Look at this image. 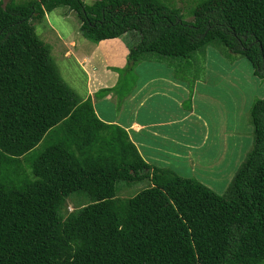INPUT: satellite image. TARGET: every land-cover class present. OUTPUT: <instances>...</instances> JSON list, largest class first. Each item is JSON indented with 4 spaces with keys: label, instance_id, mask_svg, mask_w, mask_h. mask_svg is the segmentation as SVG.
Masks as SVG:
<instances>
[{
    "label": "trees",
    "instance_id": "obj_1",
    "mask_svg": "<svg viewBox=\"0 0 264 264\" xmlns=\"http://www.w3.org/2000/svg\"><path fill=\"white\" fill-rule=\"evenodd\" d=\"M58 7L76 13L93 44L122 38L128 49L116 84L96 99L119 93L121 102L142 62L183 80L181 60L209 45L264 79V0H198L190 21L162 0H0V264H264V98L249 111L252 148L218 195L148 164L67 86L31 24ZM145 180L116 196L117 183ZM77 193L89 203L68 211Z\"/></svg>",
    "mask_w": 264,
    "mask_h": 264
},
{
    "label": "rangeland",
    "instance_id": "obj_2",
    "mask_svg": "<svg viewBox=\"0 0 264 264\" xmlns=\"http://www.w3.org/2000/svg\"><path fill=\"white\" fill-rule=\"evenodd\" d=\"M81 1L91 4L94 0ZM162 1L170 7H179L187 17V13L198 0L183 2L175 0L176 4L173 0ZM185 20L191 19L187 17ZM31 24L37 36L49 45L61 78L80 99H83L88 92L86 83L88 76L93 75L95 86H99L96 84L97 80L101 79L98 74L99 68H110L111 62L116 60L109 55L103 61L102 56L96 53L103 62L101 59L93 61L87 58L84 63L81 60L78 65V58L82 54L89 55L92 42L80 32V21L76 13L66 7H58L46 13L43 18L32 20ZM120 40L124 43L122 38ZM88 60L96 63V66H99L98 70L94 71V66L91 63L88 65ZM181 62L180 67H184V70L179 76L183 80L176 78L177 80L189 84L194 77L202 76L200 82H206V158H202V161H206V176L203 178L206 179L205 186L218 195H224L237 169L252 148L253 136L249 111L256 100L264 98V79L253 75L252 67L245 58L230 53L221 45H209ZM91 70L94 74L90 73ZM110 70L118 76L114 69L110 68ZM126 74L123 73V76ZM131 79H138L135 70L128 72V80ZM132 85L131 82L127 84L125 82L126 89ZM115 96L118 99L119 93ZM41 148L42 145H38L35 153ZM147 186L146 180L128 186L130 188H127L125 183H117L116 196L126 199ZM88 203L85 194H73L67 199L68 211L77 210Z\"/></svg>",
    "mask_w": 264,
    "mask_h": 264
},
{
    "label": "crops",
    "instance_id": "obj_3",
    "mask_svg": "<svg viewBox=\"0 0 264 264\" xmlns=\"http://www.w3.org/2000/svg\"><path fill=\"white\" fill-rule=\"evenodd\" d=\"M90 48L89 55L78 58V65L87 58L101 59L96 53L103 61L112 55L116 60L110 68L114 70L126 62L128 49L120 38L92 43ZM90 63L94 71L98 70L96 63ZM110 68H99V86H95L93 75L88 76V92L82 100L91 99L102 121L122 127L148 164L169 168L183 177L194 176L205 185L206 161L202 158H206V82H200L202 76L194 77L189 87L174 78L173 70L166 65L142 62L135 68L138 79L134 89L121 102L111 93L96 99V91L117 82L118 76Z\"/></svg>",
    "mask_w": 264,
    "mask_h": 264
}]
</instances>
